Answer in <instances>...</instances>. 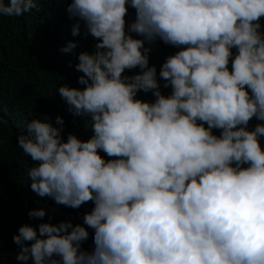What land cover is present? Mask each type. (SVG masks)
Masks as SVG:
<instances>
[{"label":"clouds","instance_id":"9594fccd","mask_svg":"<svg viewBox=\"0 0 264 264\" xmlns=\"http://www.w3.org/2000/svg\"><path fill=\"white\" fill-rule=\"evenodd\" d=\"M129 7L135 19L126 23ZM33 9L36 0H0V16ZM67 12L76 20L71 34L83 25L97 42L77 57L84 87L57 91L70 113L91 120L92 135L65 141L61 116L59 127L33 118L17 144L36 162L28 177L38 197L73 209L93 202L83 224L94 247L81 248L89 236L81 224L40 223L38 232L23 224L13 236L16 259L264 264V124L248 130L253 117L264 121V0H71ZM157 39L179 49L159 70L169 95L149 66L145 42ZM75 47L69 41L61 51ZM140 91L154 101L137 98Z\"/></svg>","mask_w":264,"mask_h":264},{"label":"trees","instance_id":"16d2710c","mask_svg":"<svg viewBox=\"0 0 264 264\" xmlns=\"http://www.w3.org/2000/svg\"><path fill=\"white\" fill-rule=\"evenodd\" d=\"M38 9L31 10L19 17L0 16V264H33L16 259L19 246L14 243L13 236L18 234V228L29 224L38 232L40 223L58 224L70 221L73 225L81 224L89 233L81 248L91 251L94 247V230L83 224V215L94 207L92 201L82 204L78 209L57 205L51 198L38 197L30 188L28 177L26 187L27 210H43V220L32 218L24 212L21 190L26 165L29 169L36 164L25 154L17 144L19 135L26 132V124L33 118L43 121L45 117L53 126L56 116H61L64 126L61 133L66 141L69 133L80 140H87L92 135L91 120L86 117H76L68 111V105L60 97L57 89L62 85L82 89L78 77L83 73L76 71L78 54L82 51L92 52L97 42L91 35L85 36L83 25L80 35L73 36L71 29L76 23L70 18L67 5L71 0H36ZM126 23L135 19V9L129 7ZM260 23L264 31V17ZM134 38H141L132 33ZM75 42L76 47L71 52L61 49L69 42ZM149 47V66L157 69V80L161 92L169 95L171 87L164 88V81L159 77L162 63L169 55H174L179 49L163 43L161 40ZM235 54L236 50H232ZM231 70V62L229 63ZM139 68L125 70L123 75L139 73ZM250 91V90H249ZM137 98L152 102L155 97L151 92L137 93ZM264 124L253 117L248 124V130L256 124ZM207 126V125H205ZM215 135L219 129H213ZM259 143L264 149V136ZM99 154L107 159L102 151ZM56 221V223L48 222ZM32 242L26 241L25 245Z\"/></svg>","mask_w":264,"mask_h":264},{"label":"water","instance_id":"95a60500","mask_svg":"<svg viewBox=\"0 0 264 264\" xmlns=\"http://www.w3.org/2000/svg\"><path fill=\"white\" fill-rule=\"evenodd\" d=\"M28 170H29V167L26 165L25 170H24V179H23L22 190H21L22 205H23L24 212L27 215L29 212L26 206V187H27V182H28ZM36 219L43 220L42 218H36ZM45 221L56 223V221H49V220H45Z\"/></svg>","mask_w":264,"mask_h":264}]
</instances>
